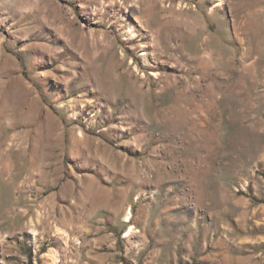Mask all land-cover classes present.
Here are the masks:
<instances>
[{
  "label": "rangeland",
  "instance_id": "1",
  "mask_svg": "<svg viewBox=\"0 0 264 264\" xmlns=\"http://www.w3.org/2000/svg\"><path fill=\"white\" fill-rule=\"evenodd\" d=\"M139 202L264 264V0H0V264H157Z\"/></svg>",
  "mask_w": 264,
  "mask_h": 264
},
{
  "label": "crops",
  "instance_id": "2",
  "mask_svg": "<svg viewBox=\"0 0 264 264\" xmlns=\"http://www.w3.org/2000/svg\"><path fill=\"white\" fill-rule=\"evenodd\" d=\"M138 186H139V183L137 181H131L128 185L125 186V188L123 189V193L126 194V197L129 196V193H132L133 196H137V195L139 196L140 192L137 191L139 188ZM145 205L146 203H142V202H139L137 204L136 213L134 216H132L131 218L132 221L130 222L131 228H134V225H135V227H137L138 230H143L144 234H145L146 228L148 229L147 240H145L146 243L140 247V251L143 250L145 253L140 254L139 253L140 251H139L138 253L140 255H138L137 253L138 260H140L143 254H147L152 251H156V254H153V257L155 258L156 260L155 262L157 264L158 262H161L162 255L164 257L162 259H165V258L167 259V261H165V263L163 264H182V263H185V261H188L189 256H191L192 259L197 258L199 249H202L205 243L203 245L196 246L195 249L189 246L188 254H187L188 257L186 260V257L183 256L182 254V249L183 247L187 245V235H185L187 231H182L180 235L175 234L173 236V234H170L171 229L177 226L176 222H174L173 220V214H172L171 208L164 205L162 208H160L159 212H157V215H155L153 213H150L149 211L148 213H146L144 211ZM138 213H140L142 216L141 223L138 221L137 223H135L136 219H138V216H137ZM127 219H128V214H127ZM188 224H189L188 220L183 218V221L180 224L179 230L181 228L186 229V227H188ZM192 227H193L192 228L193 231L189 232V237L191 240L193 239L197 240L200 237L199 227L195 225L194 218L192 219ZM161 230H163L164 232L168 231L167 235H169L170 237L166 238L165 233L161 235L160 234ZM159 235L161 236L160 238H158ZM181 238L182 240H180ZM173 239L174 241L172 244V253L170 255L167 254V256L165 254H162L163 251L168 250L169 245L171 244ZM183 259H184V262H182Z\"/></svg>",
  "mask_w": 264,
  "mask_h": 264
}]
</instances>
